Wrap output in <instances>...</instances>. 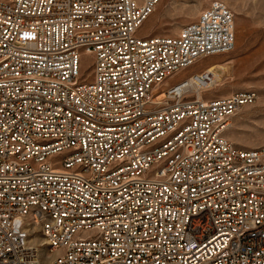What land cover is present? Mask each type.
Masks as SVG:
<instances>
[{"label": "built area", "instance_id": "1", "mask_svg": "<svg viewBox=\"0 0 264 264\" xmlns=\"http://www.w3.org/2000/svg\"><path fill=\"white\" fill-rule=\"evenodd\" d=\"M161 1L0 0V264H264V148L227 137L256 92L165 86L234 50L235 15L139 34Z\"/></svg>", "mask_w": 264, "mask_h": 264}, {"label": "rangeland", "instance_id": "2", "mask_svg": "<svg viewBox=\"0 0 264 264\" xmlns=\"http://www.w3.org/2000/svg\"><path fill=\"white\" fill-rule=\"evenodd\" d=\"M216 0H162L145 22L139 34L146 36H176L187 24L197 20L200 13ZM224 2L235 15L236 42L232 52L200 61L191 69L179 73L165 86L179 83L192 73L205 69L207 62H226V70L215 68L223 84L204 92L205 98H217L234 92L254 91L256 102L241 110L232 119L227 137L244 150L264 148V0H217ZM93 57L85 55L82 75L93 81ZM159 95L158 99H164ZM39 244L40 240H36ZM43 255L46 249L42 247Z\"/></svg>", "mask_w": 264, "mask_h": 264}, {"label": "bare ground", "instance_id": "3", "mask_svg": "<svg viewBox=\"0 0 264 264\" xmlns=\"http://www.w3.org/2000/svg\"><path fill=\"white\" fill-rule=\"evenodd\" d=\"M218 56H221V55H218ZM206 64H208L207 69H209L210 72H213V70L216 67H219L221 70H226V65H227L226 62H220V63H209V62H207ZM195 73H192L188 78H190L191 76H193ZM176 76H174V77H176ZM223 82H224V79L221 78L218 74H216V80H215V84L213 86H210L208 88H205L204 90H198V89L194 88V91L196 92V95L198 97H203L204 92L210 91V90H212V89H214V88H216L218 86H221V84H223ZM192 84H193V81L188 83V85H192Z\"/></svg>", "mask_w": 264, "mask_h": 264}, {"label": "crops", "instance_id": "4", "mask_svg": "<svg viewBox=\"0 0 264 264\" xmlns=\"http://www.w3.org/2000/svg\"><path fill=\"white\" fill-rule=\"evenodd\" d=\"M199 17V16H198ZM198 19V18H197ZM207 66H208V64H206L205 65V69L207 68ZM176 83H174V84H172V85H170V86H173V85H175Z\"/></svg>", "mask_w": 264, "mask_h": 264}]
</instances>
